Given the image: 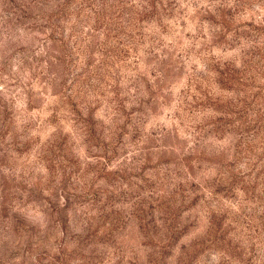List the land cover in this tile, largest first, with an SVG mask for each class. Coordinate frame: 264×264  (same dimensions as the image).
Wrapping results in <instances>:
<instances>
[{
	"label": "rangeland",
	"instance_id": "obj_1",
	"mask_svg": "<svg viewBox=\"0 0 264 264\" xmlns=\"http://www.w3.org/2000/svg\"><path fill=\"white\" fill-rule=\"evenodd\" d=\"M0 264H264V0H0Z\"/></svg>",
	"mask_w": 264,
	"mask_h": 264
}]
</instances>
